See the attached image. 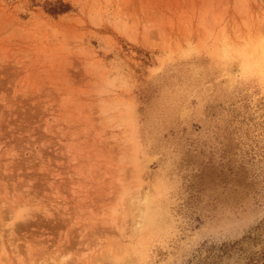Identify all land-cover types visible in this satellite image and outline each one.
I'll list each match as a JSON object with an SVG mask.
<instances>
[{
  "label": "rangeland",
  "instance_id": "1",
  "mask_svg": "<svg viewBox=\"0 0 264 264\" xmlns=\"http://www.w3.org/2000/svg\"><path fill=\"white\" fill-rule=\"evenodd\" d=\"M117 262L264 264V0H0V264Z\"/></svg>",
  "mask_w": 264,
  "mask_h": 264
},
{
  "label": "bare ground",
  "instance_id": "2",
  "mask_svg": "<svg viewBox=\"0 0 264 264\" xmlns=\"http://www.w3.org/2000/svg\"><path fill=\"white\" fill-rule=\"evenodd\" d=\"M141 215H142V216H141ZM141 215H140V217H143V216H144L143 212H141ZM142 219H143V218H142ZM115 264H122V263L117 262V263H115Z\"/></svg>",
  "mask_w": 264,
  "mask_h": 264
}]
</instances>
